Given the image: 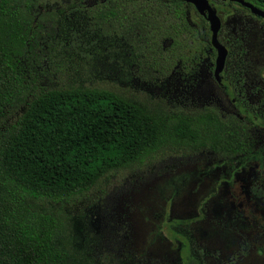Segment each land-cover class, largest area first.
<instances>
[{"label": "trees", "instance_id": "16d2710c", "mask_svg": "<svg viewBox=\"0 0 264 264\" xmlns=\"http://www.w3.org/2000/svg\"><path fill=\"white\" fill-rule=\"evenodd\" d=\"M244 1L264 11V0ZM38 4L0 0V264H160L133 249L125 226L103 234L98 217L89 218L86 209L104 201L106 191L90 196L109 176L128 170L148 178L164 155L163 145L179 144L192 154L203 148L232 168L253 156L258 140L253 125L220 112L214 88L194 79L199 53L205 56L212 48L208 22L200 16L199 32L188 20L193 5L179 0H68L57 11L41 12ZM70 11L83 13L110 48L122 44L127 62L196 83L210 101L201 109L213 123L207 140L195 116L177 115L168 140L155 114L114 89L44 84L43 61L54 62L55 73L61 71L56 62L65 61L55 53L56 43L46 42L52 51L42 48L41 22L53 36L56 16ZM246 175V193L264 199V175L258 179L251 170ZM126 181L133 182L119 183ZM83 202L82 209L70 212ZM182 223L174 221L179 227L171 229L179 242V264H207L208 256L216 264H238L253 247L243 235L238 249L222 257L197 243Z\"/></svg>", "mask_w": 264, "mask_h": 264}, {"label": "rangeland", "instance_id": "374dc122", "mask_svg": "<svg viewBox=\"0 0 264 264\" xmlns=\"http://www.w3.org/2000/svg\"><path fill=\"white\" fill-rule=\"evenodd\" d=\"M38 1L37 8L41 12L57 11L59 5L68 0ZM209 1L217 9L222 23L230 24V19L239 17L231 4ZM56 19L57 31L53 36L41 22V46L52 51V46L46 42L56 43L59 50L55 53L65 62H56L61 71L55 73V63L43 61L45 75L40 77L44 84L80 83L114 89L155 114L168 140L177 115L195 116L207 140L213 123L209 116L201 114V109L210 101L199 93L196 83H189L188 78L177 76L175 72L163 76L148 65L138 68L127 62L129 53L124 46L113 44L110 48L79 11L60 12ZM188 19L201 29L202 21L193 9L189 10ZM195 73L194 79L200 82V71L196 69ZM161 149L164 155L150 167V177H137L136 172L128 170L115 173L93 192L92 199L97 198L101 190L107 193L101 204L86 209L89 218L98 217V229L108 235L112 226H125L129 243L138 254L160 264H179V242L172 237L171 229L175 227L174 221H183L197 243L210 251H218L222 257L238 249L245 235L253 241V247L238 264H264V199L247 194L245 181L249 170L255 172L258 179L263 177L264 168H255V164L232 168L229 162L217 163L216 157L203 148L195 154L186 153L191 149L179 144L177 149L167 145ZM125 178L135 180L120 185L119 181ZM85 203L69 207L70 212H78ZM111 242L109 238L106 241ZM206 263L216 264V261L208 256Z\"/></svg>", "mask_w": 264, "mask_h": 264}, {"label": "flooded vegetation", "instance_id": "af4514ba", "mask_svg": "<svg viewBox=\"0 0 264 264\" xmlns=\"http://www.w3.org/2000/svg\"><path fill=\"white\" fill-rule=\"evenodd\" d=\"M227 1L230 0L222 3H229ZM235 3L238 5H231L239 17L230 19V24L221 22L218 31V40L227 49L221 72L218 77L214 74L216 51L212 45L213 49L205 56L199 53L197 69L200 83L204 85L206 81L214 88L213 100L218 110L253 125L258 140L253 146V156L245 166L255 164V168H264V18L253 14L241 3ZM193 11L200 21V16L205 19L195 8Z\"/></svg>", "mask_w": 264, "mask_h": 264}, {"label": "water", "instance_id": "95a60500", "mask_svg": "<svg viewBox=\"0 0 264 264\" xmlns=\"http://www.w3.org/2000/svg\"><path fill=\"white\" fill-rule=\"evenodd\" d=\"M179 1L192 4L196 9V11L202 16H204L206 21L208 22L209 30L211 32L210 42L212 47L216 51L214 74L216 77H218L219 73L221 72L224 66L227 49L222 43L219 42L217 37L218 31L221 26V19L217 14L216 9L211 5L209 0H179ZM230 1L241 3L245 7L249 8L253 14H256L264 18V11L253 6L250 3L244 0H230Z\"/></svg>", "mask_w": 264, "mask_h": 264}]
</instances>
